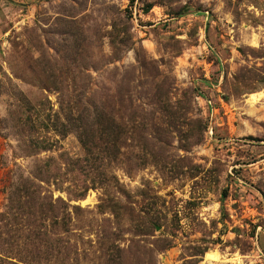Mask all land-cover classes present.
<instances>
[{
    "label": "rangeland",
    "instance_id": "374dc122",
    "mask_svg": "<svg viewBox=\"0 0 264 264\" xmlns=\"http://www.w3.org/2000/svg\"><path fill=\"white\" fill-rule=\"evenodd\" d=\"M0 264H264V0H0Z\"/></svg>",
    "mask_w": 264,
    "mask_h": 264
},
{
    "label": "trees",
    "instance_id": "16d2710c",
    "mask_svg": "<svg viewBox=\"0 0 264 264\" xmlns=\"http://www.w3.org/2000/svg\"><path fill=\"white\" fill-rule=\"evenodd\" d=\"M100 119H101L100 116H98V115H94V114H93V120H92L93 123L98 124L99 121H100ZM105 133H106V131H105ZM106 135H108V134L106 133ZM92 139H94L93 136H91V140H92Z\"/></svg>",
    "mask_w": 264,
    "mask_h": 264
},
{
    "label": "bare ground",
    "instance_id": "6f19581e",
    "mask_svg": "<svg viewBox=\"0 0 264 264\" xmlns=\"http://www.w3.org/2000/svg\"><path fill=\"white\" fill-rule=\"evenodd\" d=\"M207 259L211 260V261H214V260L218 259V255H216V254H208Z\"/></svg>",
    "mask_w": 264,
    "mask_h": 264
}]
</instances>
